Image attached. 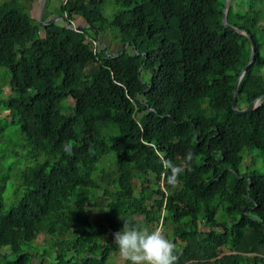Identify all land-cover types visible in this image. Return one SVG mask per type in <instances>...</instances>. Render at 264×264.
Here are the masks:
<instances>
[{
  "label": "trees",
  "instance_id": "obj_1",
  "mask_svg": "<svg viewBox=\"0 0 264 264\" xmlns=\"http://www.w3.org/2000/svg\"><path fill=\"white\" fill-rule=\"evenodd\" d=\"M112 3L108 19L106 0H61L67 25L0 4V140L13 130L25 161L0 176L3 264H105L126 221L170 230L177 264H264V169L241 168L264 154V96L244 113L231 105L249 37L221 23L224 0ZM263 5L227 9L255 43L238 109L264 93ZM92 40L106 46L94 53ZM171 166L183 168L175 184ZM8 184L21 191L9 206Z\"/></svg>",
  "mask_w": 264,
  "mask_h": 264
},
{
  "label": "rangeland",
  "instance_id": "obj_2",
  "mask_svg": "<svg viewBox=\"0 0 264 264\" xmlns=\"http://www.w3.org/2000/svg\"><path fill=\"white\" fill-rule=\"evenodd\" d=\"M8 0H0V4L3 2H6ZM23 6L24 10L29 14L30 18L32 20H35L36 22L43 21V22H58L60 24H66L64 17L61 15V0H23ZM264 6V5H263ZM117 9V6L112 3V0H106V5L104 8V13L108 19L111 18V14L115 12ZM67 25V24H66ZM71 27L77 26V22H71ZM43 31H41V34ZM105 40V39H104ZM114 43V42H113ZM115 44V43H114ZM106 46L105 42H101L98 40V48L101 49ZM122 44L118 43L117 46H110L109 52L115 53L119 49H121ZM131 50V49H129ZM10 94V89L7 84H4L3 86V92L0 95V98H5L7 95ZM0 116L5 117V119H9L8 112L6 110H0ZM16 134L13 133V130H11L9 127L5 129L4 136L0 140V176L2 175H14L15 170L20 167H24V159L21 156L15 157L14 151L16 148ZM18 154H21V152L18 150ZM248 152L247 150L245 151ZM251 157L246 156L245 162L243 161L241 163V168L245 167V165H250L251 168H254L258 171H261L264 169V154L259 150H252L251 151ZM104 165H106L104 163ZM13 177H10L9 179H12ZM12 180H9V182ZM16 186H12L11 184H8L7 192H5L6 195V204L9 206L11 203L9 201V198L12 196L17 198L21 194V191H17L15 189ZM12 197V198H13ZM91 214L93 215L94 219L97 221H104L105 220V209L104 208H93L91 209ZM137 218V217H136ZM166 231V229H165ZM163 232V234L171 241H173V238L169 237L170 230H167ZM35 241V240H34ZM37 242L41 244L39 250L42 249V247L46 246L45 244L47 241L45 240V234H40V236L37 239ZM181 244H183L182 241H179ZM34 245H28L29 249H33ZM7 247L0 248V254H3L4 251H6ZM220 254L224 253V249H219ZM12 258L11 255H8L6 257L0 256V264H3L6 259ZM105 264H130L129 261L125 260L119 253V248L116 250H113L106 263Z\"/></svg>",
  "mask_w": 264,
  "mask_h": 264
},
{
  "label": "clouds",
  "instance_id": "obj_3",
  "mask_svg": "<svg viewBox=\"0 0 264 264\" xmlns=\"http://www.w3.org/2000/svg\"><path fill=\"white\" fill-rule=\"evenodd\" d=\"M62 147L66 153H71L70 142H66ZM186 158L191 161L193 153L189 151ZM182 171L181 167L171 166L172 174L167 182L175 184ZM113 235V241L118 246L120 255L130 264H177L179 257L174 254L175 244L159 227L149 231L130 226L126 221L122 230L116 231Z\"/></svg>",
  "mask_w": 264,
  "mask_h": 264
},
{
  "label": "water",
  "instance_id": "obj_4",
  "mask_svg": "<svg viewBox=\"0 0 264 264\" xmlns=\"http://www.w3.org/2000/svg\"><path fill=\"white\" fill-rule=\"evenodd\" d=\"M231 0H224V3H223V9H222V18H221V23L231 29L232 31L234 32H237V33H242V34H245L249 37L250 39V44H251V51H250V57H249V61L248 63L241 69L240 71V74L234 84V87H233V90H232V101H231V105H232V109L234 111H236L237 113H244V112H247V111H250L252 109H254L255 107L258 106L259 104V101L260 99L264 96V93L262 95H259L258 97H256L255 99H253L248 106H246L245 108L243 109H238L237 108V105H236V91H237V86L239 84V81L241 79V77L244 75V73L247 71L248 67L253 63L254 61V56H255V43L254 41L252 40L250 34H248V32L242 28H239V27H236V26H233L231 25L230 23L227 22V9H228V6L230 4ZM116 55V53H115Z\"/></svg>",
  "mask_w": 264,
  "mask_h": 264
},
{
  "label": "built area",
  "instance_id": "obj_5",
  "mask_svg": "<svg viewBox=\"0 0 264 264\" xmlns=\"http://www.w3.org/2000/svg\"><path fill=\"white\" fill-rule=\"evenodd\" d=\"M75 27H76V26H75ZM75 27H74V28H75ZM92 49H93L94 53L97 52V50L99 49V48H98V40H92ZM157 227H159V228L162 230V227H161L160 224L157 225ZM157 227H156V228H157Z\"/></svg>",
  "mask_w": 264,
  "mask_h": 264
},
{
  "label": "crops",
  "instance_id": "obj_6",
  "mask_svg": "<svg viewBox=\"0 0 264 264\" xmlns=\"http://www.w3.org/2000/svg\"><path fill=\"white\" fill-rule=\"evenodd\" d=\"M117 45H118V43L113 44V46H117Z\"/></svg>",
  "mask_w": 264,
  "mask_h": 264
}]
</instances>
